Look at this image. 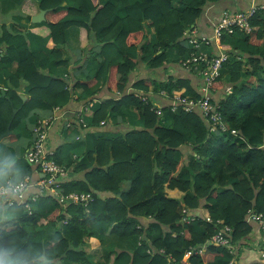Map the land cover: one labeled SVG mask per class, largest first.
Masks as SVG:
<instances>
[{"label": "trees", "instance_id": "trees-1", "mask_svg": "<svg viewBox=\"0 0 264 264\" xmlns=\"http://www.w3.org/2000/svg\"><path fill=\"white\" fill-rule=\"evenodd\" d=\"M7 1L15 11L26 0ZM32 1L37 13L47 10L36 47L19 20L0 24V136L11 122L0 144L28 140L25 152L33 139L28 122L36 126L73 99L87 104L99 86L111 95L87 126L77 121L66 130L51 157L79 174L60 182L59 194L93 199L65 205L47 194L24 203L17 223L41 242L60 237L56 264H230L234 254L212 235L228 226L240 244L259 226L251 215L264 214V10L250 18L249 33L222 38L228 58L211 86L223 96L211 98L227 128L211 131L198 109H171L172 97L200 99L203 78L195 88L187 76L159 77L169 65L201 69L184 64L197 54L187 32L222 0ZM70 28L83 30L86 44L76 48L84 56L79 73L67 79ZM139 70L144 75L131 82ZM161 92L170 105L157 102ZM111 123L114 133L95 129ZM9 228L0 223V232ZM95 245L97 260L89 255ZM198 247L201 254L185 256Z\"/></svg>", "mask_w": 264, "mask_h": 264}, {"label": "crops", "instance_id": "crops-1", "mask_svg": "<svg viewBox=\"0 0 264 264\" xmlns=\"http://www.w3.org/2000/svg\"><path fill=\"white\" fill-rule=\"evenodd\" d=\"M2 3V12H0V24H11L13 22H16L19 20L21 24L25 25V29L27 30V38L30 44L33 47H36L38 38L37 36H40L44 33V23H40L39 25H33L31 21L26 20L25 18L21 16H26L27 13H31V15L37 14V10L34 6H32L33 1L32 0H26L21 8L19 10L13 11V8L11 5L8 4L7 0H0ZM31 4V5H30ZM264 6V0H222L218 3H210L208 4L203 14L201 15L198 23L195 27L191 29V31L187 32L188 38H192L194 36L198 38H205L207 41L202 42L201 45H198L196 51L198 53H204L206 55L215 56L225 53V50H227L229 47L223 43V37L222 38H215L214 37V26L216 22L218 21V18L224 13V12H235V11H247L251 7H259ZM70 42L72 45V51L67 53V56L70 59V71L67 76H65L67 79H69V75H75V73H79V67L81 66V63H78L79 57L84 58L83 54L79 51V49H76L80 46H84L86 44V35L83 30H80L78 32L77 28H70ZM43 36V35H42ZM226 39V37H224ZM226 54V53H225ZM166 74H171L173 76L179 77V76H187L191 79L192 85L195 88H198L202 82V75L199 72L192 73L188 71L187 69L179 66H173L169 65L167 66V71H162L161 75L159 77V80H162L165 78ZM71 75V76H72ZM144 75V72L142 70H139L137 74L135 73L133 77H131V82L136 80L138 77H141ZM73 80V77H72ZM102 86H99L98 89H100L92 98L91 101H89L87 104H85L82 101H77L76 99H73L66 107L61 109H56L53 111V114L49 117H51V123L47 129V143L46 148L48 151L55 152L56 148L62 144L65 139L69 136V134L66 132V130H71L73 127H71L73 124L76 125V122L78 121V126L80 124H83V126H87L86 118L89 116H92V112L94 110V107L98 105L102 100L105 98H108L111 94H109L108 91H106L104 88H101ZM228 88V87H227ZM212 90L211 95L215 102L220 100L222 98L223 94L221 92H213ZM153 92L152 90L150 91ZM77 96V95H76ZM158 101L160 104L162 102L166 103L167 105H170V101L167 102V99L163 95H156ZM44 116L47 114H43ZM49 117L43 118L47 119ZM28 126H32V130L34 129L35 125H32V123L28 122ZM124 128V127H123ZM96 130L101 131H107L109 133H114L116 131V126H113V124H106L101 125L99 128H95ZM79 130V128H78ZM81 137V133L76 135V139H79ZM28 140H22L20 142H13L8 143V145H14L16 150L18 151L20 158L26 161L28 164H30L27 159L25 158V154L27 152V149L25 152L22 151V146H27ZM31 173L34 174L36 182L42 178L41 172L36 168L35 166H31ZM79 174H75L70 172V178L72 177H78ZM176 192V191H175ZM178 193V192H176ZM179 195V194H175ZM202 212V210L200 211ZM193 214V213H192ZM95 242L92 240V243ZM101 247L100 246H93L89 249V255L93 256L94 260H97L100 256ZM264 251V229L259 227L256 224H253V231L252 233L243 239L240 244L236 247V250L234 252V258L232 259L230 264H261V257L260 252ZM91 257V259H93Z\"/></svg>", "mask_w": 264, "mask_h": 264}, {"label": "built area", "instance_id": "built-area-1", "mask_svg": "<svg viewBox=\"0 0 264 264\" xmlns=\"http://www.w3.org/2000/svg\"><path fill=\"white\" fill-rule=\"evenodd\" d=\"M259 10H264V6L251 7L247 11H235V12H224L214 26V37L222 38L224 35H232L236 30L243 32L245 34L250 32L249 20L255 15ZM205 38H198L196 36L192 37L190 43L193 48H197L202 42H206ZM228 55L223 53L216 57H209L204 53L193 54L191 58L184 61L185 65H189L190 62L195 64V70L198 67L201 69L198 71L203 78V85L201 86L202 97L198 100H193L187 97L175 96L171 99V109L177 110L181 109L186 112H192L193 110H199L201 115L207 119L209 122V127L211 131H225L226 126L223 122L222 116L218 110L217 104L212 101V83L221 74L223 63L227 60ZM163 96H166L164 92H161ZM142 96V95H141ZM145 96L141 97L143 100ZM158 115L162 112L157 110ZM51 123V117L47 119L40 120L39 123L33 129V140L31 146L27 149L26 159L27 161L39 168L42 174L36 182V186L39 189V196H45L47 194H54L59 197V200L67 205L68 203H82L87 204L93 197L90 194L84 193H70L67 196H62L59 194V184L60 182L66 180L70 177L71 170L57 164L51 157L54 152L48 151L46 148L47 143V129ZM38 197H34L32 200H36ZM29 208L28 202H24ZM187 215L183 218L184 221L188 222L191 220V212H186ZM251 219L259 224V226L264 229V214H252ZM231 229L228 226H222L212 237L210 241L217 246L227 248L230 252L234 254L238 244L232 242L229 237ZM202 253V248L198 247L196 249H191L186 252L185 256L199 255ZM261 264H264V251L260 252Z\"/></svg>", "mask_w": 264, "mask_h": 264}, {"label": "clouds", "instance_id": "clouds-1", "mask_svg": "<svg viewBox=\"0 0 264 264\" xmlns=\"http://www.w3.org/2000/svg\"><path fill=\"white\" fill-rule=\"evenodd\" d=\"M39 196L34 174L22 162L14 145L0 144V264H56L53 252L61 244L52 233L47 243L17 223L24 202Z\"/></svg>", "mask_w": 264, "mask_h": 264}, {"label": "water", "instance_id": "water-1", "mask_svg": "<svg viewBox=\"0 0 264 264\" xmlns=\"http://www.w3.org/2000/svg\"><path fill=\"white\" fill-rule=\"evenodd\" d=\"M46 13H47V10H44V9L40 10L37 14L31 16V23L32 24H40V23L44 22ZM4 95H5V93L2 92L1 96H4ZM21 98H22L23 101L27 100V96H25V95H21ZM17 111H18V109H14L13 113L16 114ZM10 127H11V122L8 123L6 132L3 135L0 136V142H1L2 138H4V137L8 136L9 134H11Z\"/></svg>", "mask_w": 264, "mask_h": 264}, {"label": "rangeland", "instance_id": "rangeland-1", "mask_svg": "<svg viewBox=\"0 0 264 264\" xmlns=\"http://www.w3.org/2000/svg\"><path fill=\"white\" fill-rule=\"evenodd\" d=\"M33 131V130H32ZM33 140V139H32ZM8 144V143H7ZM25 158H26V154H25Z\"/></svg>", "mask_w": 264, "mask_h": 264}]
</instances>
